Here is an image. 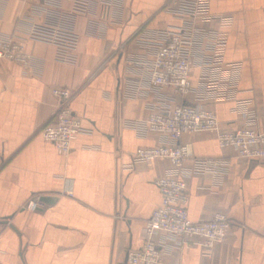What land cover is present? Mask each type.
Here are the masks:
<instances>
[{
	"label": "crops",
	"instance_id": "1",
	"mask_svg": "<svg viewBox=\"0 0 264 264\" xmlns=\"http://www.w3.org/2000/svg\"><path fill=\"white\" fill-rule=\"evenodd\" d=\"M169 0H113L112 22L79 16L76 64L56 61V47L26 40L33 72L0 61V249L2 264H129L128 253L148 239L146 223L161 206L157 179L171 168L166 159L126 170L137 149L154 147L158 133L141 135L131 125L148 119L159 92L136 96L139 77L129 60L150 59L158 36L181 24L165 10ZM46 0H0V34L24 37L20 23ZM64 8H71L64 3ZM211 13L230 16L227 63H241L238 99L264 110V0H211ZM204 27L214 30L216 22ZM194 69L192 83H199ZM56 87L75 92L71 108L85 132L71 153L59 154L40 131L52 119ZM134 90V91H133ZM132 91V92H131ZM163 94L179 99L170 88ZM194 104V96L186 99ZM227 130L243 123L234 102L207 104ZM264 129V119L259 122ZM199 159L227 162L223 180L206 174L189 180V217L209 222L218 213L232 222L227 240L204 256L189 239L180 248L168 241L162 264H264V161L237 157L212 133L187 134ZM50 197L36 212L23 206ZM159 234L154 241H162Z\"/></svg>",
	"mask_w": 264,
	"mask_h": 264
},
{
	"label": "built area",
	"instance_id": "2",
	"mask_svg": "<svg viewBox=\"0 0 264 264\" xmlns=\"http://www.w3.org/2000/svg\"><path fill=\"white\" fill-rule=\"evenodd\" d=\"M64 3L71 8L65 9ZM113 0H46L44 5H33L27 17L30 28L24 37L18 33L0 34V61H9L22 67L26 73L33 72L35 57L26 50L25 41L32 40L56 47V61L76 64L80 37L75 30L79 16H94L102 22H112ZM165 10L180 19L181 24L149 37L154 44L151 58H133L129 66L139 81L133 91L140 94L159 92L156 103L150 106L147 120L133 123L131 127L141 135L154 132L160 142L154 147L139 148L126 170L148 166L166 159L171 168L156 181L161 195V206L146 223L148 239L142 247L128 253L129 264H162L163 256L170 252L168 241L180 248L189 239L198 238L204 256H210L217 244L227 240L232 222L227 215L218 213L209 222H194L188 213L189 180L195 176L211 174L223 180L227 162L199 159L194 156L190 144L183 143L187 134L212 133L223 148H232L238 158L264 161V129L259 122L264 110L258 111L251 99H238L241 63H227L225 53L229 31L233 25L230 16L211 13V0H169ZM216 22L217 28L203 25ZM199 69V83L194 86L192 74ZM170 88L179 98L163 94ZM132 92V91H131ZM52 119L40 131L42 138L52 143L59 154L71 153L72 143L85 132L82 121L75 115L71 102L75 92L69 88L56 87ZM194 96V104L186 99ZM234 102L235 112L243 126L236 130L223 128L216 113L207 104ZM44 203L41 198L31 199L23 210L36 212ZM159 234L166 235L162 241H154ZM0 249V264H2Z\"/></svg>",
	"mask_w": 264,
	"mask_h": 264
},
{
	"label": "water",
	"instance_id": "3",
	"mask_svg": "<svg viewBox=\"0 0 264 264\" xmlns=\"http://www.w3.org/2000/svg\"><path fill=\"white\" fill-rule=\"evenodd\" d=\"M38 198H41V197H36V199H38ZM50 201H52V199L50 197H43L42 198L43 203L50 202Z\"/></svg>",
	"mask_w": 264,
	"mask_h": 264
}]
</instances>
